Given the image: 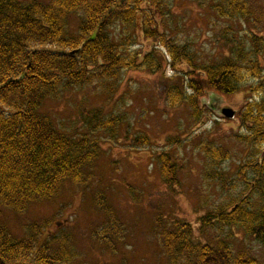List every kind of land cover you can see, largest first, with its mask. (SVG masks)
Instances as JSON below:
<instances>
[{
    "label": "trees",
    "instance_id": "obj_1",
    "mask_svg": "<svg viewBox=\"0 0 264 264\" xmlns=\"http://www.w3.org/2000/svg\"><path fill=\"white\" fill-rule=\"evenodd\" d=\"M210 6L219 18L232 22L249 15L247 0H212ZM170 13L167 0H0V209L22 211L30 203L55 198L65 183L83 187L92 179L91 168L101 150L93 133L110 129L113 134L120 119L95 111L88 117L93 129L76 138L60 131L39 108L72 87L99 84L110 92L126 71H158L162 62L154 57L156 48L141 62L138 51L130 52L138 17L143 37L165 49L172 70L177 72L182 63L189 68L184 89L170 87V107L185 102L196 116L204 92L230 96L252 79L253 99L237 113L247 131L239 140L247 146L264 143V38L252 34L244 42L240 31L229 27L233 38L228 56L196 64L166 31ZM135 140L148 142L145 137ZM202 149L211 166L206 175L212 171L222 187L237 188L219 168L229 154L212 143ZM156 160L164 183L175 185L177 167L170 155L162 153ZM235 175L247 191L230 196L228 210L200 217V229L236 226L264 249V155L239 165ZM254 195L259 196L256 203ZM154 225L165 256L160 264H260L234 254L227 239H217L215 246L196 242L191 225L181 219L164 224L158 215ZM27 228L24 237L16 238L0 221V264H71L77 257L67 236L49 237L39 246L43 226L33 223Z\"/></svg>",
    "mask_w": 264,
    "mask_h": 264
},
{
    "label": "rangeland",
    "instance_id": "obj_2",
    "mask_svg": "<svg viewBox=\"0 0 264 264\" xmlns=\"http://www.w3.org/2000/svg\"><path fill=\"white\" fill-rule=\"evenodd\" d=\"M167 2L171 13L166 31L176 44L188 49L196 64L228 56L233 38L229 27L240 31L244 42L252 34L264 38V0H247L248 17L234 22L216 15L210 6L212 0ZM137 23L136 42L130 52L138 51L137 61L141 62L156 48L154 57L162 62L158 71L141 67L126 71L118 88L110 92L99 84L72 87L57 99L45 100L39 108L60 131L76 138L93 129L88 117L95 111L120 119L112 127L113 134L110 129L93 133L101 150L91 168L92 179L83 187L65 183L55 198L30 203L22 211L2 208L0 221L16 238L26 235L28 225H42L39 246L49 237L62 240L67 236L77 256L71 264H160L165 256L160 231L154 229L160 215L164 224L176 219L189 223L196 242L215 246L217 239L224 238L234 254L264 264L262 245L241 228L200 229V217L210 211L228 210L230 196L247 191L235 175L239 165L248 159L257 162L260 154L264 155V143L247 146L239 140L247 131L237 113L253 99V80L247 79L230 96L204 92L196 116L185 102L170 107V87L184 89L188 79L185 63L173 71L165 49L143 37L140 17ZM260 63L264 64L263 58ZM224 108L232 109L235 116L223 117ZM136 137H145L148 142L136 141ZM174 138L177 141L173 143ZM208 143L229 154L219 168L237 188L222 187L213 179L212 171L206 175L211 166H207L209 160L202 147ZM162 153L169 154L177 167L175 185L163 181L160 164L155 161ZM258 200V195L252 197L255 203Z\"/></svg>",
    "mask_w": 264,
    "mask_h": 264
},
{
    "label": "water",
    "instance_id": "obj_3",
    "mask_svg": "<svg viewBox=\"0 0 264 264\" xmlns=\"http://www.w3.org/2000/svg\"><path fill=\"white\" fill-rule=\"evenodd\" d=\"M73 52H77L76 51H73ZM222 114L223 116H225L226 118H233L234 116V111L232 109H229V108H225L222 110Z\"/></svg>",
    "mask_w": 264,
    "mask_h": 264
}]
</instances>
